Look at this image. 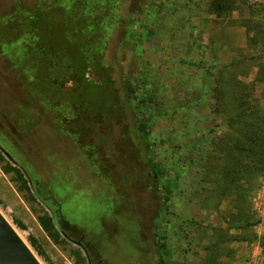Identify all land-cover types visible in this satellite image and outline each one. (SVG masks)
Masks as SVG:
<instances>
[{
  "label": "rangeland",
  "instance_id": "obj_1",
  "mask_svg": "<svg viewBox=\"0 0 264 264\" xmlns=\"http://www.w3.org/2000/svg\"><path fill=\"white\" fill-rule=\"evenodd\" d=\"M146 1H120L104 61L126 106L142 71L157 75L143 126L155 180L119 138L143 113L112 111L108 144L82 150L28 85L26 47L69 0H0V213L41 264H156L160 242L166 261L222 264L234 241L264 236V3Z\"/></svg>",
  "mask_w": 264,
  "mask_h": 264
},
{
  "label": "trees",
  "instance_id": "obj_2",
  "mask_svg": "<svg viewBox=\"0 0 264 264\" xmlns=\"http://www.w3.org/2000/svg\"><path fill=\"white\" fill-rule=\"evenodd\" d=\"M120 1L69 0L68 4L56 5L57 11L48 13V21L39 22L35 41L26 47V56L36 67L35 80L28 85L31 89L40 88L42 102L49 108L60 130L73 137L76 147L82 150L90 149L92 136L101 146L108 144L99 131L109 130L115 122L120 123V114L114 115L112 111L124 112L125 108L132 107L136 118L143 113L146 118L141 124H137V119L134 123L126 120L121 124L119 138L139 145L137 152L130 151L128 156L130 160L146 162L148 176L155 180L165 177V171L155 160L153 143L143 126H147L146 122L152 116L148 105L158 98L157 75L146 67L143 75L138 76L137 91L127 88L132 95L137 92L139 98H133L136 102L130 101L126 106L120 102L112 67L104 61L112 31L124 19L117 13ZM145 1L140 0V11L144 10ZM127 35L132 36V33L127 32ZM93 146V152L103 151L99 145ZM57 223L61 226L59 220ZM260 247L264 256V236L260 237ZM159 253L161 257L156 264H186L166 261L162 257L167 253L163 242L159 243Z\"/></svg>",
  "mask_w": 264,
  "mask_h": 264
},
{
  "label": "water",
  "instance_id": "obj_3",
  "mask_svg": "<svg viewBox=\"0 0 264 264\" xmlns=\"http://www.w3.org/2000/svg\"><path fill=\"white\" fill-rule=\"evenodd\" d=\"M0 264H41L1 213Z\"/></svg>",
  "mask_w": 264,
  "mask_h": 264
},
{
  "label": "crops",
  "instance_id": "obj_4",
  "mask_svg": "<svg viewBox=\"0 0 264 264\" xmlns=\"http://www.w3.org/2000/svg\"><path fill=\"white\" fill-rule=\"evenodd\" d=\"M259 224L256 233L264 235V221ZM231 252L222 258V264H264V256L261 252L258 240L246 238L234 241L231 244Z\"/></svg>",
  "mask_w": 264,
  "mask_h": 264
},
{
  "label": "built area",
  "instance_id": "obj_5",
  "mask_svg": "<svg viewBox=\"0 0 264 264\" xmlns=\"http://www.w3.org/2000/svg\"><path fill=\"white\" fill-rule=\"evenodd\" d=\"M250 3H256V2H261V3H264V0H249Z\"/></svg>",
  "mask_w": 264,
  "mask_h": 264
}]
</instances>
